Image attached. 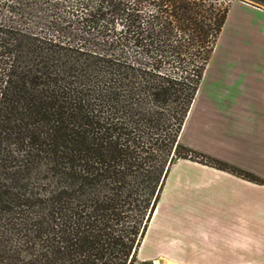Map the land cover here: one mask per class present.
Masks as SVG:
<instances>
[{
  "label": "trees",
  "instance_id": "obj_1",
  "mask_svg": "<svg viewBox=\"0 0 264 264\" xmlns=\"http://www.w3.org/2000/svg\"><path fill=\"white\" fill-rule=\"evenodd\" d=\"M144 1L152 22L134 31L150 66L44 36L28 13L0 24V264H134L174 157L259 180L179 141L228 6L134 0L131 14ZM163 123L176 128L153 136Z\"/></svg>",
  "mask_w": 264,
  "mask_h": 264
},
{
  "label": "crops",
  "instance_id": "obj_2",
  "mask_svg": "<svg viewBox=\"0 0 264 264\" xmlns=\"http://www.w3.org/2000/svg\"><path fill=\"white\" fill-rule=\"evenodd\" d=\"M240 4L263 10L243 0L233 1L204 73L206 76L215 67L210 92L216 97L213 105H221L223 111L209 117L216 123H184L179 141L259 178L264 177V55L257 41L259 23L248 24L243 21L246 14H241L236 22L247 30L240 32L249 35L244 40L237 38V25L236 34L222 47L223 55L217 57L216 64L213 62L231 12ZM235 95L240 97L237 105L232 98ZM195 102L196 98L189 115ZM248 200L264 205V183L201 160L176 159L139 246V261L264 264V234H259V218L244 216ZM259 211L264 217L262 206Z\"/></svg>",
  "mask_w": 264,
  "mask_h": 264
},
{
  "label": "rangeland",
  "instance_id": "obj_3",
  "mask_svg": "<svg viewBox=\"0 0 264 264\" xmlns=\"http://www.w3.org/2000/svg\"><path fill=\"white\" fill-rule=\"evenodd\" d=\"M4 1L5 0H0V24H10L13 22L17 24L23 23L19 17L23 11L19 8L12 9L8 7ZM112 1L113 0H49L39 6L38 10L37 8L35 10V6H32L31 8H26V12L23 13H28V19L30 20H25L27 25L37 26L38 30L36 29V31L40 32L44 36L54 38L57 37L74 46L85 47L91 51L111 56L114 59H121L135 65H152L153 60L151 54L145 51L144 47L137 42L134 30H137L139 26H141V28L149 26L150 22H152V14L150 13L154 11L155 7L151 1H144L139 6L140 10L137 16V13L135 14L133 12L134 14H131V10L128 9V7H131V3L134 0H123L124 2L119 6L121 8L117 10L115 6H113ZM233 1L235 0H219V2L223 3L224 6H228L229 10ZM243 1L258 6L263 10H253L247 6H242L241 4L240 6L235 5L230 15V22L226 28L224 37L221 40L222 45L220 46V51L213 61L214 64L218 62L217 57L221 55L222 47L227 43L226 41L228 38L232 39L233 34H236L235 30L237 25V33H240L237 38H242L244 40L246 38V34L249 35V33L240 32L247 30L244 28L242 23L236 22L240 18L241 14H246V19L243 20L246 23H259L257 41H259V49L264 55V4L256 0ZM90 13L92 16H88ZM239 26L241 28H239ZM77 56L79 58H84L87 55L82 54ZM214 75L215 67L214 69L211 67L207 75H204L202 79L198 95L196 94L197 97L195 96L196 102L192 108L193 110L190 115L188 113L184 123H216L209 117H211L212 114L220 113L223 110L221 105L215 107L216 97H213L210 92V85ZM138 80H140V78ZM232 98L234 99V104L237 105L240 97L235 95ZM219 102L224 106L230 105L221 101ZM243 104L240 105V108L244 106ZM171 111V108H166L164 110L165 116H168ZM163 124V129L159 130L158 134L153 136L165 135L170 132L174 126L170 125L171 128L169 131H166L165 128L167 123ZM174 128L176 127L174 126ZM146 136L145 140L148 144L150 141H153L151 137L148 135ZM165 151L166 146L161 151V155H164ZM180 152L181 154H185L187 150L181 148ZM194 156L196 158L192 159L200 160L199 157L202 159L201 155L194 154ZM174 158L175 160L178 159L176 157ZM160 160H163V158L161 159L160 156L157 157V163ZM202 160H204V158ZM259 183H264V177L261 175H259ZM146 193L147 191L142 189L141 194L145 195ZM260 206L264 209L262 201L254 203L253 201L248 200L247 211L245 212L244 209V216L249 219H252V217H258L260 223L259 234H264V217H261L260 215ZM136 258L137 259L134 264H149L139 261L138 253Z\"/></svg>",
  "mask_w": 264,
  "mask_h": 264
},
{
  "label": "bare ground",
  "instance_id": "obj_4",
  "mask_svg": "<svg viewBox=\"0 0 264 264\" xmlns=\"http://www.w3.org/2000/svg\"><path fill=\"white\" fill-rule=\"evenodd\" d=\"M156 264H160V262L157 260V261H156Z\"/></svg>",
  "mask_w": 264,
  "mask_h": 264
}]
</instances>
